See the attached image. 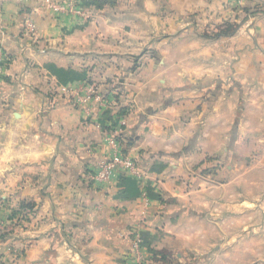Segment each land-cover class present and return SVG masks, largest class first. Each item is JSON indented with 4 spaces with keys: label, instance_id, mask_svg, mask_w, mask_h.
Returning <instances> with one entry per match:
<instances>
[{
    "label": "crops",
    "instance_id": "1",
    "mask_svg": "<svg viewBox=\"0 0 264 264\" xmlns=\"http://www.w3.org/2000/svg\"><path fill=\"white\" fill-rule=\"evenodd\" d=\"M47 1L0 0V264L264 241V0ZM113 135L135 170L97 181Z\"/></svg>",
    "mask_w": 264,
    "mask_h": 264
},
{
    "label": "built area",
    "instance_id": "2",
    "mask_svg": "<svg viewBox=\"0 0 264 264\" xmlns=\"http://www.w3.org/2000/svg\"><path fill=\"white\" fill-rule=\"evenodd\" d=\"M45 4L50 10H53L57 13L69 12L73 14H82L81 0H65L63 2L47 1ZM27 27L30 29V31L36 32L35 23L32 20H27ZM91 89L93 90L92 87ZM100 98L101 97H98V99ZM108 141L114 151L109 157L99 159L95 176L97 181H105L109 179L115 170L121 167L127 170H135V165L132 158L124 154L121 144L116 136H110ZM4 229L5 227L0 224V234L4 231ZM134 249L137 250V252L141 251L140 243L138 241L134 243Z\"/></svg>",
    "mask_w": 264,
    "mask_h": 264
},
{
    "label": "rangeland",
    "instance_id": "3",
    "mask_svg": "<svg viewBox=\"0 0 264 264\" xmlns=\"http://www.w3.org/2000/svg\"><path fill=\"white\" fill-rule=\"evenodd\" d=\"M239 233L238 241H231L226 244L225 241L216 243L217 245H215V247L217 249L222 247V253L224 256H220L218 259L214 257L211 259L208 258L203 264H264V241L262 240L261 235L259 234L260 239L252 242L246 239L245 233ZM195 258L196 257L194 256L190 261H180L178 264H189L190 262L196 264ZM176 260L179 259L176 258Z\"/></svg>",
    "mask_w": 264,
    "mask_h": 264
},
{
    "label": "trees",
    "instance_id": "4",
    "mask_svg": "<svg viewBox=\"0 0 264 264\" xmlns=\"http://www.w3.org/2000/svg\"><path fill=\"white\" fill-rule=\"evenodd\" d=\"M253 9V8H252Z\"/></svg>",
    "mask_w": 264,
    "mask_h": 264
}]
</instances>
